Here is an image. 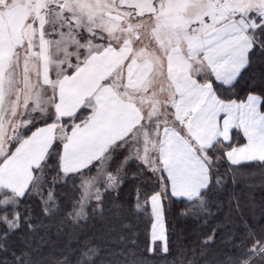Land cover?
<instances>
[{"label": "snow or ice", "instance_id": "1", "mask_svg": "<svg viewBox=\"0 0 264 264\" xmlns=\"http://www.w3.org/2000/svg\"><path fill=\"white\" fill-rule=\"evenodd\" d=\"M245 162L264 0H0V264H264L220 178Z\"/></svg>", "mask_w": 264, "mask_h": 264}, {"label": "trees", "instance_id": "2", "mask_svg": "<svg viewBox=\"0 0 264 264\" xmlns=\"http://www.w3.org/2000/svg\"><path fill=\"white\" fill-rule=\"evenodd\" d=\"M227 173V183L223 184L224 192L232 193L239 199L244 215L248 217L259 216L264 212V165L257 162L242 163L240 165H228L225 163L221 166L220 172ZM233 219H237V215L233 212ZM178 229H183L184 234L195 232H204L206 229H196L195 225L190 222L178 221ZM228 229H224L218 233L214 243L207 244L208 257H216L217 255L226 251V244L224 242V234ZM190 239H202L196 235H191ZM143 242L141 247H143ZM175 256V249L173 250ZM173 256L167 257L169 261ZM191 257V253H189ZM154 260L155 264H162L161 255L156 257H149ZM198 264H204V261L197 257Z\"/></svg>", "mask_w": 264, "mask_h": 264}, {"label": "rangeland", "instance_id": "3", "mask_svg": "<svg viewBox=\"0 0 264 264\" xmlns=\"http://www.w3.org/2000/svg\"><path fill=\"white\" fill-rule=\"evenodd\" d=\"M227 173L226 172H224V170L223 171H221L220 172V178H221V180L223 181V184H225V183H227Z\"/></svg>", "mask_w": 264, "mask_h": 264}, {"label": "crops", "instance_id": "4", "mask_svg": "<svg viewBox=\"0 0 264 264\" xmlns=\"http://www.w3.org/2000/svg\"><path fill=\"white\" fill-rule=\"evenodd\" d=\"M245 163H248V162H245Z\"/></svg>", "mask_w": 264, "mask_h": 264}]
</instances>
